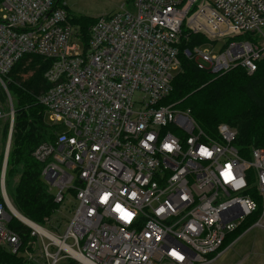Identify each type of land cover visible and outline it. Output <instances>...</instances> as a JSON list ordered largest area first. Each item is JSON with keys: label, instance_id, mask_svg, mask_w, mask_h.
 <instances>
[{"label": "built area", "instance_id": "built-area-1", "mask_svg": "<svg viewBox=\"0 0 264 264\" xmlns=\"http://www.w3.org/2000/svg\"><path fill=\"white\" fill-rule=\"evenodd\" d=\"M130 4L97 16L81 43L63 2L0 0V89L9 108L0 105V118L9 120L0 247L24 264H212L249 216L257 214L251 225L264 231V148L242 158L232 127L220 123L208 134L189 109L164 102L182 57L213 74L256 70L264 57V0ZM190 34L206 41L187 45ZM29 54L49 60L37 100L61 127L31 153L58 204L55 222L49 215L44 225L12 205L3 167L14 115L4 79ZM68 194L76 204L62 231ZM12 218L28 227L26 241L9 226Z\"/></svg>", "mask_w": 264, "mask_h": 264}, {"label": "trees", "instance_id": "trees-1", "mask_svg": "<svg viewBox=\"0 0 264 264\" xmlns=\"http://www.w3.org/2000/svg\"><path fill=\"white\" fill-rule=\"evenodd\" d=\"M59 3L62 4L61 0ZM65 8L67 10L66 5ZM67 13L77 29L79 41L85 43L89 27L96 17L77 16L68 10ZM204 41L202 35L190 34L186 44ZM48 64L49 60L38 55H24L4 79L14 109V125L6 163V184L8 177L9 182L13 181V186L8 195L16 210L37 224L43 223V219L58 208L41 178L42 164L31 154L37 144L54 140L56 134L57 126L45 123L44 106L37 100L38 94L47 87L43 72ZM28 70L32 74L22 79L20 74ZM164 102H175V107L189 109L197 125L208 134L215 135L220 123L236 129L233 145L242 158H248L252 147L264 148V57L251 74L234 68L220 75L198 69L191 60L182 57L180 70L175 74L171 91ZM7 128L5 123L3 140L7 136ZM2 159L3 153L0 154V166ZM250 192L259 204L256 190L252 187ZM256 218L257 214L249 216L229 233L219 251L239 237ZM9 226L18 231L22 241L28 239V227L16 218H12ZM0 264H24V261L0 247Z\"/></svg>", "mask_w": 264, "mask_h": 264}, {"label": "rangeland", "instance_id": "rangeland-1", "mask_svg": "<svg viewBox=\"0 0 264 264\" xmlns=\"http://www.w3.org/2000/svg\"><path fill=\"white\" fill-rule=\"evenodd\" d=\"M66 7L70 14L74 15H87L92 17H97L104 14L113 13L121 9L123 5L126 9H132L130 4V0H61ZM240 40L242 38H236ZM226 40V39H224ZM221 43V42H217ZM32 74L31 70L27 72L21 73L22 79L27 78ZM3 89H0V105L4 108V112H6L8 105H6V99L3 98ZM5 97V96H4ZM9 120H4L3 117L0 118V154L4 153L5 142L6 139L3 140L2 138V129L5 123ZM44 121L48 125H53L52 120L50 119L49 115L44 112ZM13 125H14V115H13ZM198 128L199 125H197ZM201 129V128H200ZM234 129V128H233ZM61 127H57L55 129L56 132H59ZM202 130V129H201ZM236 131V129H234ZM13 131V128H12ZM8 128H7V135H8ZM12 135V132H11ZM7 138V136H6ZM9 152V149H8ZM7 152V153H8ZM1 167V166H0ZM17 177V176H15ZM7 193L13 186V181L9 182L7 177ZM65 197L68 198V202H64V207L68 210L65 212L66 217H64L61 230H64V225L68 218L71 215V212L76 204L75 198L71 196V194L66 195ZM1 198V196H0ZM11 201V199H10ZM12 203V201H11ZM13 205V203H12ZM14 206V205H13ZM16 209V208H15ZM60 211H64L63 208ZM51 222H55L53 215ZM45 222L41 225H44ZM246 257V258H245ZM245 258V259H244ZM244 259V260H241ZM212 264H264V231L260 227L251 225L247 230H245L236 240H234L230 245H228L222 252L221 256Z\"/></svg>", "mask_w": 264, "mask_h": 264}, {"label": "snow or ice", "instance_id": "snow-or-ice-1", "mask_svg": "<svg viewBox=\"0 0 264 264\" xmlns=\"http://www.w3.org/2000/svg\"><path fill=\"white\" fill-rule=\"evenodd\" d=\"M165 147L167 148V147H170V146H169V145H165ZM202 151H203L204 154H206V155H209V154H210V153H207L206 150H203V149H202ZM227 167H230V166H226V168H227ZM222 175L225 176V179H231V178H232V177H231V174H230L227 170H226L224 173H222ZM108 195H109V194H105V196L103 197V199L107 200ZM116 211L124 213V215H125L126 217H130V216H131V213H126V212H124V209H123L119 204L116 205ZM173 255H176V254L173 253Z\"/></svg>", "mask_w": 264, "mask_h": 264}, {"label": "water", "instance_id": "water-1", "mask_svg": "<svg viewBox=\"0 0 264 264\" xmlns=\"http://www.w3.org/2000/svg\"><path fill=\"white\" fill-rule=\"evenodd\" d=\"M7 154H8V153H7ZM6 156H8V155H6ZM6 156H5L4 160H3V167H4V165L6 164V161H7Z\"/></svg>", "mask_w": 264, "mask_h": 264}, {"label": "crops", "instance_id": "crops-1", "mask_svg": "<svg viewBox=\"0 0 264 264\" xmlns=\"http://www.w3.org/2000/svg\"><path fill=\"white\" fill-rule=\"evenodd\" d=\"M220 256H221V255H220ZM220 256H219V257H220ZM245 258H246V257H245ZM245 258H244V259H245ZM244 259H241V260H244Z\"/></svg>", "mask_w": 264, "mask_h": 264}, {"label": "bare ground", "instance_id": "bare-ground-1", "mask_svg": "<svg viewBox=\"0 0 264 264\" xmlns=\"http://www.w3.org/2000/svg\"><path fill=\"white\" fill-rule=\"evenodd\" d=\"M20 214V213H19ZM21 215V214H20ZM21 217V216H20ZM22 218V217H21Z\"/></svg>", "mask_w": 264, "mask_h": 264}]
</instances>
